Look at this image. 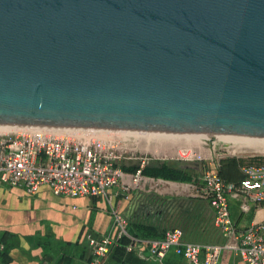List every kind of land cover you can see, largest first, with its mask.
<instances>
[{
    "label": "water",
    "instance_id": "water-1",
    "mask_svg": "<svg viewBox=\"0 0 264 264\" xmlns=\"http://www.w3.org/2000/svg\"><path fill=\"white\" fill-rule=\"evenodd\" d=\"M0 124L264 137V0H0Z\"/></svg>",
    "mask_w": 264,
    "mask_h": 264
},
{
    "label": "built area",
    "instance_id": "built-area-1",
    "mask_svg": "<svg viewBox=\"0 0 264 264\" xmlns=\"http://www.w3.org/2000/svg\"><path fill=\"white\" fill-rule=\"evenodd\" d=\"M129 133L128 129L17 125L12 131L0 132V181L23 186L33 193L48 185L55 194L72 197H109L110 188L122 185L129 190L133 183L157 189L169 185L168 180L143 175L146 159L135 173L123 169L121 161L135 137ZM218 135L206 134L201 141L209 156L194 145L182 147L177 153L178 158L188 162H204L215 157L221 160L222 146L232 145L252 152V161L242 166L241 180L228 181L220 174L219 167L215 170L208 167L201 181L193 185L198 197L210 201L221 241L188 239L182 226L168 228L163 238H135L127 229L129 218L114 210L118 239L110 234L100 237L88 234L90 264H103L124 235L132 239L129 250L134 242L147 245L161 264L171 249L192 264H223L224 252L240 256L246 264H264V219L240 226L231 211L232 200L240 202L243 212L264 205V145L248 146L241 140H224Z\"/></svg>",
    "mask_w": 264,
    "mask_h": 264
},
{
    "label": "crops",
    "instance_id": "crops-1",
    "mask_svg": "<svg viewBox=\"0 0 264 264\" xmlns=\"http://www.w3.org/2000/svg\"><path fill=\"white\" fill-rule=\"evenodd\" d=\"M200 143L194 146L209 156ZM149 160L146 158V164ZM196 163L215 170L221 168L222 159L215 157ZM239 170L234 175L236 179L243 178L242 167ZM168 181L170 184L160 189L133 183L125 190L118 185L109 189V197L57 195L48 185L33 193L23 186L0 181V264H90L92 251L88 234L98 237L110 234L118 239L114 210L129 221L134 217L152 219L153 212L159 208L156 202L161 197H198L194 184ZM212 211L209 205L201 210L196 206L202 218L212 216ZM231 211L240 226L264 219V205L243 212L240 202L232 200ZM125 245L118 240L103 264H161L147 245L134 242L132 250ZM222 259L225 264H246L231 252H224ZM163 263L192 264L174 249L167 253Z\"/></svg>",
    "mask_w": 264,
    "mask_h": 264
},
{
    "label": "trees",
    "instance_id": "trees-1",
    "mask_svg": "<svg viewBox=\"0 0 264 264\" xmlns=\"http://www.w3.org/2000/svg\"><path fill=\"white\" fill-rule=\"evenodd\" d=\"M236 160V157L222 159L219 172L228 181L241 180L234 177L240 171ZM122 167L127 172L135 173L141 168V164H122ZM205 169L204 164L200 165L196 162L185 163L177 161V159L150 158L149 162L142 168V173L149 177L197 184L201 181V175ZM156 203H158L159 208L165 206L166 215L168 214L170 221L160 222L158 218L154 220L134 217L130 220L131 222L129 221L127 227L131 236L140 239H159L165 236L168 228L182 226L188 239L204 242L221 241L220 231L214 225V213L212 216L202 218V214L196 212V206L201 210L209 205L213 210L209 200L198 197H161ZM173 210L177 213L173 214ZM119 242L126 244L127 248L132 239L124 235L119 239Z\"/></svg>",
    "mask_w": 264,
    "mask_h": 264
},
{
    "label": "rangeland",
    "instance_id": "rangeland-1",
    "mask_svg": "<svg viewBox=\"0 0 264 264\" xmlns=\"http://www.w3.org/2000/svg\"><path fill=\"white\" fill-rule=\"evenodd\" d=\"M136 132V131H134ZM138 133H159L155 131H137ZM176 134V135H175ZM183 134V135H179ZM187 134V135H186ZM196 134V136H195ZM204 135L203 137H201ZM204 133H173L172 138H164V139H147L145 137H134L132 142H130L126 148L127 152L125 153V157L121 161L122 164H141L144 159L156 158V159H177V161L181 162H188L181 158H178V150L182 147H189L196 145L200 139L203 141L202 138L206 137ZM193 136V137H192ZM190 137V138H189ZM196 137V138H195ZM170 140V141H169ZM165 141V142H163ZM168 141V142H167ZM174 141V142H173ZM200 141V142H201ZM201 144V143H200ZM202 146V144H201ZM146 147V148H145ZM204 148V147H202ZM221 151V158H230L236 157V161L238 162V168L246 165L247 163L252 161L250 150L238 148L237 146H222L220 149ZM134 157L130 159L129 157ZM192 162V161H191ZM153 184H156L153 182ZM226 255V254H224ZM222 263L225 264L224 260L222 259Z\"/></svg>",
    "mask_w": 264,
    "mask_h": 264
},
{
    "label": "bare ground",
    "instance_id": "bare-ground-1",
    "mask_svg": "<svg viewBox=\"0 0 264 264\" xmlns=\"http://www.w3.org/2000/svg\"><path fill=\"white\" fill-rule=\"evenodd\" d=\"M16 127H17V124H0V132H9V131H12V130L16 129ZM134 131H136V132H134ZM137 131L140 132V131H144V130H132V131L129 130V132L132 133V134H134L135 137H137V136L138 137H142L143 136V137H145L147 139H160V140L161 139H164V138H172V139L174 138L173 137V133H165V132H159V133H154V132L153 133L152 132L150 133L149 132L148 133L147 132V133H143V134L140 135V133H138ZM144 132H146V131H144ZM179 135H183V134H179ZM195 136H196V134H195ZM203 136L204 135H202L201 137H203ZM218 137L219 138H222L224 140H230V139L231 140H241V141L245 142V144H247L248 146H255V147L259 146V147H263V145H264V138L263 137H252V136L239 137L238 135H224V134H219ZM200 141H201V139H200ZM163 142H165V141H163Z\"/></svg>",
    "mask_w": 264,
    "mask_h": 264
}]
</instances>
